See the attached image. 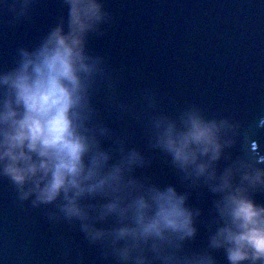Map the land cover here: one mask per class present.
Listing matches in <instances>:
<instances>
[{"label": "clouds", "instance_id": "clouds-1", "mask_svg": "<svg viewBox=\"0 0 264 264\" xmlns=\"http://www.w3.org/2000/svg\"><path fill=\"white\" fill-rule=\"evenodd\" d=\"M32 3L7 6L19 19ZM63 3L66 21L61 17L35 48L21 47L16 66L0 72V176L21 201L55 205L50 219L79 221L89 242L102 244L119 264H217L216 250L228 264H264V203L256 199L264 192V150L255 130L197 106L178 117L150 116V147L170 157L182 182L218 197L207 247L190 249L202 209L189 205V193L137 176L149 161L123 138L103 146L114 133L97 118L93 94L104 69L87 41L110 13L102 0ZM237 143L241 155L219 168ZM98 197L103 202L93 203ZM110 218L112 225L98 226Z\"/></svg>", "mask_w": 264, "mask_h": 264}, {"label": "water", "instance_id": "water-1", "mask_svg": "<svg viewBox=\"0 0 264 264\" xmlns=\"http://www.w3.org/2000/svg\"><path fill=\"white\" fill-rule=\"evenodd\" d=\"M13 0H0V72L16 66L21 47L35 48L48 31L67 19L63 0H33L26 17L15 18ZM110 19L90 33L87 50L102 58L104 72L93 94L97 118L127 147L139 148L146 167L136 175L189 193L188 203L202 209L190 249L207 247L218 197L207 187H189L147 135L151 115L172 117L197 106L209 117H227L251 126L264 150V0H102ZM102 33V34H101ZM146 96L154 101L149 106ZM124 107H121V106ZM223 169L241 155L237 143L225 150ZM264 154V152H262ZM264 203V192L256 194ZM93 203L103 202L97 198ZM55 205L34 207L21 201L12 182L0 176V264H119L108 249L91 243L79 221L50 219ZM114 223L110 218L98 226ZM217 264H228L223 250Z\"/></svg>", "mask_w": 264, "mask_h": 264}]
</instances>
